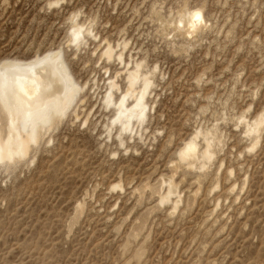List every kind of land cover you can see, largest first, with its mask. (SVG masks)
<instances>
[{
	"label": "rangeland",
	"instance_id": "1",
	"mask_svg": "<svg viewBox=\"0 0 264 264\" xmlns=\"http://www.w3.org/2000/svg\"><path fill=\"white\" fill-rule=\"evenodd\" d=\"M51 53L76 93L0 160V264H264V0H0V62Z\"/></svg>",
	"mask_w": 264,
	"mask_h": 264
},
{
	"label": "bare ground",
	"instance_id": "2",
	"mask_svg": "<svg viewBox=\"0 0 264 264\" xmlns=\"http://www.w3.org/2000/svg\"><path fill=\"white\" fill-rule=\"evenodd\" d=\"M199 16V11H193L188 18L180 16L179 23L182 24L180 29H185L188 33L197 31L202 20ZM79 34L80 27L74 26L72 40L76 41ZM110 52L108 47L105 53L110 54ZM138 67L136 70L134 69V74L131 73L132 75L128 78L129 87L116 102L117 113H115L114 121L123 120V129L125 130L130 127V122L134 118L136 120L144 119L146 110L144 98L150 86L147 78L143 80L144 84L138 90L132 105L130 104L129 108L126 107L127 98L139 77ZM75 93L76 87L73 85L60 56L56 53L28 61H1L0 105L5 109L7 128H5V133L0 132V160L24 156L29 144L36 141L39 128H43L54 118L57 119L56 117L71 102ZM111 100V96L108 95L104 102L110 105ZM139 120L137 121L140 122ZM261 124L262 117L258 116L252 125V130H259ZM24 129H27V132H23L25 136H22ZM186 145L180 153L183 160L195 156L194 141H189ZM210 155L207 145L203 156L210 158Z\"/></svg>",
	"mask_w": 264,
	"mask_h": 264
}]
</instances>
